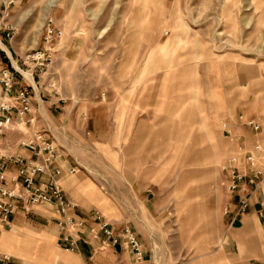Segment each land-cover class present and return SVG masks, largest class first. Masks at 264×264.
Returning <instances> with one entry per match:
<instances>
[{"label": "rangeland", "instance_id": "obj_1", "mask_svg": "<svg viewBox=\"0 0 264 264\" xmlns=\"http://www.w3.org/2000/svg\"><path fill=\"white\" fill-rule=\"evenodd\" d=\"M49 20L62 35L52 43L46 74L35 80L33 107L56 116L59 110L51 108L60 106L73 116L52 128L60 160L76 169L70 176L111 199L113 184L132 181L136 170L162 167L159 184L146 180L142 187L154 191L162 184L168 191L174 203L165 211L172 222L179 219L170 233H179L183 255L193 243L207 247L215 202L226 191L221 166L240 154L250 131L245 121L264 104V0H0V47L28 75L32 65L24 61L41 49ZM6 61L0 53V69H12ZM145 95L153 116L171 113L179 95L178 144L155 143L160 128L151 136V129L135 127ZM114 104L120 125L131 109L132 128L120 127L114 144L90 143L89 111L104 109L111 128ZM92 184L80 190L96 191ZM126 189L122 207L138 210Z\"/></svg>", "mask_w": 264, "mask_h": 264}, {"label": "crops", "instance_id": "obj_2", "mask_svg": "<svg viewBox=\"0 0 264 264\" xmlns=\"http://www.w3.org/2000/svg\"><path fill=\"white\" fill-rule=\"evenodd\" d=\"M6 60L8 63L9 60ZM146 97L145 95L144 110L138 114L141 119L135 127L143 128L144 133L146 129H151V136H157L155 130L152 131L160 128V140L155 143L178 144L179 95L176 97L175 109L170 110L171 113L165 109L154 112V116L152 107L146 105ZM113 106L111 128L107 122L109 115L104 109L97 107L89 111L87 126L90 129V143L114 144L117 142V132V138L120 137V127L132 128L131 109L123 112L120 125L115 119L116 116L120 118L121 113L115 110V104ZM51 110L59 112L55 116L51 111L40 109V114L42 112V116L45 115L46 118L37 116L38 127L49 126L52 129L60 122L73 121V116L62 112L63 107L54 106ZM256 110V117L250 119H256L261 130L254 134L246 127L251 131H247L242 143L246 150H250L256 140L262 143L264 149V104L259 103ZM173 115L176 119L172 120L170 117ZM75 122L76 127H79L80 121ZM172 127L176 129L174 133L170 131ZM137 133H140L139 130ZM21 136V133H8L5 135V142L16 144ZM21 153L28 156L27 151L22 150ZM175 158L179 159L178 156ZM60 159L56 161V167L62 170V175L58 178L59 183L65 198L76 205L70 214L77 220L85 221L84 227L79 229L78 233L62 231L57 224L59 217L48 205L36 207L34 214L29 216L16 214L9 224L0 221V264H137L131 254L122 247H109L102 243L101 235H96L97 226L92 221L95 211L104 212L112 224L127 225L137 234L146 256L143 264H264V178L256 189L250 190L249 206L242 213L237 212V195H230L225 191L224 198L216 201L213 208L215 225L213 231L209 232L207 247H201L199 244L196 247L193 243L191 252L183 255L184 250H179V233H170L173 229L170 225L179 223V219L176 218L172 222L165 211L174 203L170 200L168 191L163 189L162 184L154 191L145 189L146 185L142 187V182L146 180V183L159 184L162 175L166 174L162 167L159 170L146 168L141 174L136 170L137 174L135 172L132 181L126 182L125 185L113 184L116 190L110 199L81 176H70L72 174L68 172L69 161ZM121 175L125 179V171ZM41 179L47 181L49 177L45 175ZM88 184H92L96 191L80 190V187ZM125 187L130 197L127 201L138 210L129 206L127 209L122 207L126 200L121 197L120 191ZM99 194L107 199V203L99 200ZM131 199L134 204H131ZM225 209H229L227 214H224ZM136 212H139L140 219L133 215ZM197 234L196 237V233H193V241L199 237V232ZM72 238L75 242L74 250L67 251L65 249ZM47 246H51V249Z\"/></svg>", "mask_w": 264, "mask_h": 264}, {"label": "built area", "instance_id": "obj_3", "mask_svg": "<svg viewBox=\"0 0 264 264\" xmlns=\"http://www.w3.org/2000/svg\"><path fill=\"white\" fill-rule=\"evenodd\" d=\"M50 22L47 21L44 27L41 49L26 56L24 61L32 65L27 72L35 85L14 68L11 58L0 47V53L9 60L12 68L0 69V221L9 224L16 214L29 216L34 214L36 207L48 205L59 217L57 224L62 231L78 233L85 221L77 220L70 214L76 205L65 198L59 183L62 170L56 167V161L62 157L60 147L49 126L38 127L37 116L41 115L40 109L33 107L38 90L35 80L46 74L51 61L52 43L62 35ZM18 67L20 68L19 65ZM53 86L50 83L47 85L51 89ZM51 92L56 95L55 91ZM245 126L255 134L261 130L256 119L246 120ZM8 133H21L22 136L16 144H11L5 142V135ZM22 150L27 151L28 156H24ZM263 154V145L256 140L250 150L241 146L240 154L227 158L221 166L227 193L237 195L238 213L248 208L250 190L262 183ZM75 171V168H71L68 172L74 174ZM45 175L49 177L47 181L41 179ZM228 210L225 209L224 214ZM92 221L97 226L96 235H101L104 245L120 246L131 254L137 264L144 263L146 256L143 245L129 226L114 225L99 211L92 214ZM74 246L73 238L69 239V246L65 250L72 251Z\"/></svg>", "mask_w": 264, "mask_h": 264}, {"label": "bare ground", "instance_id": "obj_4", "mask_svg": "<svg viewBox=\"0 0 264 264\" xmlns=\"http://www.w3.org/2000/svg\"><path fill=\"white\" fill-rule=\"evenodd\" d=\"M4 50H5V49H4ZM16 66H17V65H16ZM17 67H18V66H17ZM17 67H16V68L14 67V68L17 69V70H19V71L23 74V76H24L26 79H28V80L30 81V83H32V84L34 85L35 83L32 82L30 75H28L27 73L21 71L20 68H17Z\"/></svg>", "mask_w": 264, "mask_h": 264}]
</instances>
